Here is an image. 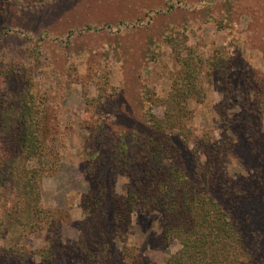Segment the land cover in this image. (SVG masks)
Returning a JSON list of instances; mask_svg holds the SVG:
<instances>
[{
    "label": "rangeland",
    "instance_id": "rangeland-1",
    "mask_svg": "<svg viewBox=\"0 0 264 264\" xmlns=\"http://www.w3.org/2000/svg\"><path fill=\"white\" fill-rule=\"evenodd\" d=\"M168 39L185 43L207 65L216 50L237 58L224 79L213 75L206 83L202 102L188 101L187 136L172 142L188 179L206 184L238 219L248 213L245 236L256 264H264V200L248 202L244 194L254 192L256 179L264 184V86L253 80L264 75V0H0V95L28 90L54 117L49 135L60 145L39 182L42 207L57 216L56 232L23 230L0 190V264H123V247L164 264L180 248L178 241L164 245L156 211H135L123 240L111 207L102 214L81 208L97 192L96 179L106 198L125 196L131 178L109 160L119 154L131 161L138 144L128 138L148 132L149 116L162 117V101L183 74ZM120 137L131 149L127 158ZM208 141L226 146L216 156ZM242 207L247 212L240 214ZM88 219L96 222L92 233L98 225L104 233L94 258L80 246ZM43 250L52 261L41 258Z\"/></svg>",
    "mask_w": 264,
    "mask_h": 264
},
{
    "label": "trees",
    "instance_id": "trees-1",
    "mask_svg": "<svg viewBox=\"0 0 264 264\" xmlns=\"http://www.w3.org/2000/svg\"><path fill=\"white\" fill-rule=\"evenodd\" d=\"M168 40L183 74L162 101V117L149 116L148 132L140 138L133 131L128 138L129 145L132 142L138 144L137 149H133L136 151L134 155L132 150L131 161L119 158V154L109 160L116 173L126 172L131 178L125 196L110 195L106 198L103 182L96 179L97 192L84 197L81 208L86 213L102 214L106 212V207H111L113 230L123 240L135 211L158 212L164 245L172 241L180 244V248L164 264H256L251 243L246 237L245 229L251 228L246 224L249 219L246 223L244 220L248 213L238 219L237 212L234 216L228 207L208 193L206 184L188 179L183 157L172 142L175 135L187 136L188 131L182 121L188 114V101L202 102L206 83L213 75L224 79L227 73L235 70L237 58L224 50H216L207 65L208 59L204 60L185 43L179 45L173 39ZM253 80L260 88L264 86V75H256ZM54 123V117L36 104L28 90L12 92L5 97L0 95V190L6 196L4 201L8 205V215L27 232L48 229L55 233L59 226L55 212L42 207L39 193L40 179L52 171L60 146L58 138L49 135V131H54ZM118 140L122 146L120 151L125 158L129 157L127 153L131 149L122 137ZM203 144H210L216 156L220 153L219 148L226 146V142L219 145L208 141ZM30 161H34L36 166L28 167ZM260 180L256 179L251 186L254 192L246 194L244 191L247 195L245 201L255 198L264 200V184ZM246 208H240L238 213L247 212ZM77 226L79 228V224ZM94 226L96 222L88 219L84 228L79 229L83 230L81 250L89 258H94V253L99 251L104 241L103 229L98 225L92 233L90 228ZM99 234L102 238L97 241ZM50 253L43 250L39 254L42 259L47 255L52 261L54 254L48 255ZM119 253L123 264H154L145 260L134 248L123 247Z\"/></svg>",
    "mask_w": 264,
    "mask_h": 264
}]
</instances>
